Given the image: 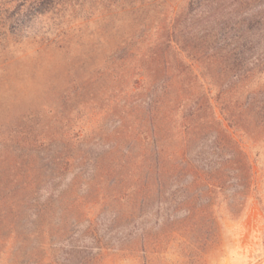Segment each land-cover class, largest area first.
<instances>
[{"label":"rangeland","instance_id":"rangeland-1","mask_svg":"<svg viewBox=\"0 0 264 264\" xmlns=\"http://www.w3.org/2000/svg\"><path fill=\"white\" fill-rule=\"evenodd\" d=\"M47 1L15 24L20 0H0V264H141L144 252L264 264V0ZM241 33L236 68L223 54ZM202 96L253 174L241 213L200 246L180 222L184 180L146 161L153 126L176 143L181 109L201 113ZM204 139L188 156L213 155Z\"/></svg>","mask_w":264,"mask_h":264},{"label":"trees","instance_id":"trees-1","mask_svg":"<svg viewBox=\"0 0 264 264\" xmlns=\"http://www.w3.org/2000/svg\"><path fill=\"white\" fill-rule=\"evenodd\" d=\"M32 1L20 0L18 7L16 5L14 11L6 16L9 15L8 19L16 20L15 24H22L23 16L29 11L32 9L39 11L40 4H48L47 0ZM198 1L189 0L187 5L190 8L197 7ZM12 34L15 35L16 32ZM237 37L242 39V43L238 46L240 50L228 49L223 54L229 66L232 63L236 68L245 65L242 48L250 42L246 34L241 33ZM263 75L264 70H261L253 78H263ZM196 79L189 77L187 80L180 81L182 89L187 94H191V88ZM207 100L203 97L197 102L195 111L201 113L193 114L192 107L195 102L189 105L187 112L185 108L181 109L180 113L184 116L181 129L177 132L176 143L171 141L170 144H165L160 139L158 128L153 126L149 150H152L154 156L151 155L152 157L146 161L148 171L152 173L154 170L153 173L158 179L175 176L173 178L184 180L180 184L181 193L184 195L179 200L183 212L180 222L191 224L192 230L188 232L194 234L200 246L205 243L207 235L210 241L216 240L220 221L224 217L234 218L241 213L245 196L252 185L253 174L249 156L241 142L234 136V132L224 127L220 121L204 118ZM184 104L186 105L185 102ZM257 110L258 115L264 119V96ZM202 135H204V141L200 140L196 146L207 147L213 155L208 160L202 157L195 160L194 157L188 156L187 150L191 142L198 140ZM144 185L145 190L139 191L142 197L145 196V191L146 195L148 194L149 177ZM2 205L3 201L0 197V216ZM184 232L188 233L186 230ZM177 255L178 264H205L206 261V252H179ZM141 258V264H165L163 252H144Z\"/></svg>","mask_w":264,"mask_h":264}]
</instances>
